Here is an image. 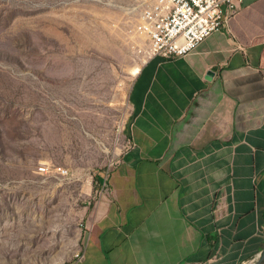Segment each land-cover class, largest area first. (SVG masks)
I'll use <instances>...</instances> for the list:
<instances>
[{
  "label": "crops",
  "instance_id": "1",
  "mask_svg": "<svg viewBox=\"0 0 264 264\" xmlns=\"http://www.w3.org/2000/svg\"><path fill=\"white\" fill-rule=\"evenodd\" d=\"M129 146L68 264H253L264 251V0L188 55L148 57ZM264 264V263H262Z\"/></svg>",
  "mask_w": 264,
  "mask_h": 264
},
{
  "label": "rangeland",
  "instance_id": "2",
  "mask_svg": "<svg viewBox=\"0 0 264 264\" xmlns=\"http://www.w3.org/2000/svg\"><path fill=\"white\" fill-rule=\"evenodd\" d=\"M153 1L0 0V264L79 255L100 180L129 146Z\"/></svg>",
  "mask_w": 264,
  "mask_h": 264
},
{
  "label": "built area",
  "instance_id": "3",
  "mask_svg": "<svg viewBox=\"0 0 264 264\" xmlns=\"http://www.w3.org/2000/svg\"><path fill=\"white\" fill-rule=\"evenodd\" d=\"M241 4L242 0H154L144 8L140 24L148 38L149 57L175 59L188 55L220 31Z\"/></svg>",
  "mask_w": 264,
  "mask_h": 264
},
{
  "label": "water",
  "instance_id": "4",
  "mask_svg": "<svg viewBox=\"0 0 264 264\" xmlns=\"http://www.w3.org/2000/svg\"><path fill=\"white\" fill-rule=\"evenodd\" d=\"M262 263H264V251L263 254L261 255L260 260L256 264H262Z\"/></svg>",
  "mask_w": 264,
  "mask_h": 264
},
{
  "label": "bare ground",
  "instance_id": "5",
  "mask_svg": "<svg viewBox=\"0 0 264 264\" xmlns=\"http://www.w3.org/2000/svg\"><path fill=\"white\" fill-rule=\"evenodd\" d=\"M139 69L138 68H133L132 69V74L136 75L138 73Z\"/></svg>",
  "mask_w": 264,
  "mask_h": 264
}]
</instances>
